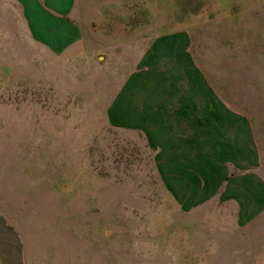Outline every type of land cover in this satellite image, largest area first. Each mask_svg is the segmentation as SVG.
<instances>
[{
	"label": "rangeland",
	"instance_id": "obj_1",
	"mask_svg": "<svg viewBox=\"0 0 264 264\" xmlns=\"http://www.w3.org/2000/svg\"><path fill=\"white\" fill-rule=\"evenodd\" d=\"M75 16L83 44L49 57L0 0V217L23 264H264V209L221 191L185 207L107 117L157 38L187 33L208 74L264 76V0H75Z\"/></svg>",
	"mask_w": 264,
	"mask_h": 264
},
{
	"label": "crops",
	"instance_id": "obj_2",
	"mask_svg": "<svg viewBox=\"0 0 264 264\" xmlns=\"http://www.w3.org/2000/svg\"><path fill=\"white\" fill-rule=\"evenodd\" d=\"M30 44L49 57L83 44L75 0H5ZM187 33L147 47L107 112L112 128L144 136L164 189L185 207L221 191L239 211L264 209L257 172L263 143L264 76L211 75L199 67ZM22 245L0 217V264H23Z\"/></svg>",
	"mask_w": 264,
	"mask_h": 264
}]
</instances>
